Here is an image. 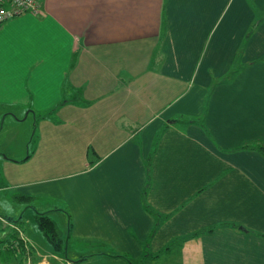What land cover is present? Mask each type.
Wrapping results in <instances>:
<instances>
[{"label": "crops", "instance_id": "crops-1", "mask_svg": "<svg viewBox=\"0 0 264 264\" xmlns=\"http://www.w3.org/2000/svg\"><path fill=\"white\" fill-rule=\"evenodd\" d=\"M39 2L0 26V136L35 116L4 209L61 218L69 264H264V0Z\"/></svg>", "mask_w": 264, "mask_h": 264}, {"label": "rangeland", "instance_id": "rangeland-1", "mask_svg": "<svg viewBox=\"0 0 264 264\" xmlns=\"http://www.w3.org/2000/svg\"><path fill=\"white\" fill-rule=\"evenodd\" d=\"M18 111V112H16ZM22 110H14V113L15 114H9L10 113V110H6L4 113L5 116H3V119L4 117H6L7 119L9 118H13L14 120L16 119L15 116H17L19 118V123L18 125H15V123H12L10 125V129H7L6 128H3V133L2 135L0 136V152H3L9 156H12V157H15V158H18V157H21L23 155L22 158H25L26 157V148H28V146L30 145V140H31V134H32V131L34 130V120H35V116L34 115H29V117L27 118V112H25L24 114H22L21 112ZM2 113V114H3ZM2 123V122H0ZM0 129H1V126H0ZM7 131V133H6ZM7 134H10V138L11 140L13 141V144L11 143L10 145V149H7L8 147L4 146V141L9 138V135ZM4 146V147H3ZM4 148V150H3ZM7 149V150H6ZM9 197H5L4 195L0 194V209H2V212H6L8 215H12L17 218L19 216L20 213H22L21 215H23V213L26 215L25 219L23 220L24 222H22L21 224L19 222H13V221H10L8 219V217H5L3 216L4 214L0 212V239L1 238H6L7 236H9L11 233L13 232H16V231H19V234L22 238H25L26 240H29V238L27 237L26 233L28 231H23V229L25 230H28L31 226V224H29V220H27V217L30 218V219H34V216L36 213H38V211H36L34 208H30L29 210L27 209V207H25L24 205L23 206H19L18 209H15L14 212L12 214H9L8 212L11 211V210H5L4 209V205L7 204V206H9V202L10 200L8 199ZM14 201V200H13ZM15 203L16 205H18L15 201L13 202ZM1 211V210H0ZM21 219V217H20ZM23 219V218H22ZM57 224L58 226L62 229V230H66V227H64V223L62 222V219L61 218H58L57 220ZM32 223V222H30ZM22 225V226H21ZM32 230L34 227L37 226L32 224ZM37 229V228H36ZM30 230V231H32ZM67 247V245H66ZM70 247V246H69ZM68 248V247H67ZM66 248L65 250V253L63 254L62 256V259L61 261H56V256H59L57 255L55 252L52 253V255H46V257L44 258V260L42 261H39L36 262V263H33L32 260H26V259H23V262L24 264H51V262H53L52 264H58L57 262H59V264H62V262H64L63 264H69L70 261H78V260H75L77 258H74L72 257V252L71 250H68ZM73 248V245H71V248ZM85 250H82L84 252H88L87 250H90V249H93V247L91 248L90 246H85L84 248ZM28 256V253L26 254ZM25 255V256H26ZM64 257V258H63ZM24 258V257H23ZM17 260V259H16ZM74 264V263H73ZM79 264V263H78ZM113 264H126V260H123V259H113ZM128 264V262H127Z\"/></svg>", "mask_w": 264, "mask_h": 264}, {"label": "trees", "instance_id": "trees-1", "mask_svg": "<svg viewBox=\"0 0 264 264\" xmlns=\"http://www.w3.org/2000/svg\"><path fill=\"white\" fill-rule=\"evenodd\" d=\"M13 198L15 202L19 205H26L28 207L34 208L33 207L34 198L31 196H28L25 194H17V195H14ZM8 219L10 221H14L12 218H8ZM34 222L35 224H37L36 226L37 229L45 236V238L49 242L53 252H55L57 255H63L67 248L66 247L67 238L65 240V233L58 226L56 221L50 216H48L47 214L36 213L34 216ZM69 225L71 227V222L69 223ZM0 247H1L0 256H3L4 261L7 256L9 255L11 256L12 254L21 255L22 257H24V259H27V260L31 256L34 259L32 247H30L28 245V242L20 236L19 231L11 233L6 238H1ZM27 253H28V256L26 255ZM88 258L89 257L86 256L85 258H80V260L78 261L79 262L86 261Z\"/></svg>", "mask_w": 264, "mask_h": 264}, {"label": "built area", "instance_id": "built-area-1", "mask_svg": "<svg viewBox=\"0 0 264 264\" xmlns=\"http://www.w3.org/2000/svg\"><path fill=\"white\" fill-rule=\"evenodd\" d=\"M41 10L39 0H0V25L24 14H37Z\"/></svg>", "mask_w": 264, "mask_h": 264}]
</instances>
